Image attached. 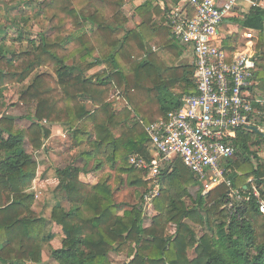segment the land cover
Returning <instances> with one entry per match:
<instances>
[{"label":"trees","instance_id":"1","mask_svg":"<svg viewBox=\"0 0 264 264\" xmlns=\"http://www.w3.org/2000/svg\"><path fill=\"white\" fill-rule=\"evenodd\" d=\"M153 1L135 8L140 17L137 29L124 30L118 36L119 27L128 21L122 11L124 0H41L39 6L50 15L53 32L40 36L32 50L12 54L9 59L0 56V89L12 82L22 84L35 72L19 100L36 102L28 130L13 124L0 127V264H44L40 254L44 218L32 210L35 197L29 190L35 177V161L24 148L31 128L37 127L44 137L39 121L62 122L72 130L74 146L85 144L94 134L98 152L113 167L117 165L123 172L139 171L128 157L138 154L151 161L145 127L159 115L150 118V114L158 107L160 115L165 116L180 105L184 94L195 92L193 65L168 68L157 61L154 51H144L146 42L150 47L172 50L175 56L182 53L171 38L168 15L164 18L166 26L164 21L158 23L152 18L162 13ZM60 14L64 15L59 17ZM239 22L261 34L264 9L251 7ZM86 25L91 28L86 30ZM257 48L264 58L262 38ZM70 59L74 60L68 64ZM96 66L103 68L90 74ZM41 67L51 71H37ZM172 86L180 90L174 98L169 93ZM111 89H116L136 116L127 130L117 131L120 122L113 125L116 113L108 100ZM79 97L94 107L88 109ZM248 134L238 132L233 139L240 154L238 159L225 163L229 170L233 167L227 175L232 185L241 190L249 189L252 180L264 198V165L254 164L251 155H246ZM39 147L40 143L33 144V149ZM81 157L86 161L82 167L73 164L56 170V191L67 202L66 208L60 203L53 206L47 217L61 226L65 235L59 248L48 249L49 257L57 264H111L108 252L118 251L128 242H134L137 248L129 250L127 264H264V213L259 212L253 200L241 210V219L228 217L222 208L227 188L220 185L202 193L201 182L176 159L161 168L164 189L152 202L156 211L152 223L160 218L173 223L174 235L153 236L142 243L141 236L151 235L143 226L142 205H133L118 214L108 180L94 184L79 180V172L88 170L87 162L95 160L90 149ZM99 165L98 161L91 169ZM139 179L140 176L131 182ZM190 186H197L193 208L185 207L182 200L189 195ZM197 209L204 211L211 229L212 223L216 227L214 234L197 238L183 221ZM198 217L202 218L200 214ZM187 244L195 245V256L190 260L186 258Z\"/></svg>","mask_w":264,"mask_h":264},{"label":"built area","instance_id":"2","mask_svg":"<svg viewBox=\"0 0 264 264\" xmlns=\"http://www.w3.org/2000/svg\"><path fill=\"white\" fill-rule=\"evenodd\" d=\"M237 1L185 0L184 7L168 13L173 39L191 48L195 92L184 94L177 108L146 125L150 162L138 154L128 157L146 183L144 207H150L160 194L163 165L179 159L205 189L221 184L227 188L222 208L228 217L241 219V210L251 200L264 213L258 187L252 180L249 189L234 187L225 167L236 151L233 139L237 131L249 127L254 103L261 101L252 88L255 52L249 46L228 59L219 37L220 24ZM245 38L251 39L252 32Z\"/></svg>","mask_w":264,"mask_h":264},{"label":"rangeland","instance_id":"3","mask_svg":"<svg viewBox=\"0 0 264 264\" xmlns=\"http://www.w3.org/2000/svg\"><path fill=\"white\" fill-rule=\"evenodd\" d=\"M41 1V0H39ZM38 0H0V56L4 55L6 59H9L12 54H17L21 51L27 50L28 48L30 50L33 49V46H37L40 41V36L46 35L48 36L53 32L51 21H50V15L46 12L44 13L39 6ZM64 14H60L59 17L63 16ZM131 22L133 23V26L136 27L135 21L132 19ZM127 24H124V28H126ZM133 27V28H134ZM91 28L90 25H86V30ZM120 30L119 33H117L118 36H121L124 32V29ZM77 32V31H76ZM78 34V33H77ZM177 46L182 48L181 44H178L176 41H174ZM144 45H149L148 43H145ZM150 47V46H149ZM151 48V47H150ZM158 49V48H157ZM145 51V48H144ZM156 54V53H155ZM142 53L139 55L141 56ZM190 59V55H185L183 58H181L182 62H187ZM74 59H70L67 61L68 64H71ZM77 60V59H76ZM3 61L0 62V66ZM103 67L96 66L95 68L91 69L90 74H95L96 72H100ZM51 71L50 68L47 67H41L37 71ZM34 73L31 75L33 76ZM89 74V73H88ZM31 76V77H32ZM31 77L27 79L24 83H16L12 82L5 87H2L0 89V127H8L10 125H14L18 129H27L31 125V120L33 119V112L35 110V104L36 102L32 101L30 103H25L23 101L19 100V94L22 90H25L26 87L29 85L28 83L31 81ZM116 89L110 90L108 93V100L111 101L113 104V108H115L116 116L114 118V124H117V122H120L117 126V131L119 132L122 128L124 130H127V128L131 127L136 120V116L133 115V112L130 111L127 107L126 101L119 96V100L112 99L118 96V93L115 92ZM259 98L264 99V89L258 92ZM79 101L84 103L88 109L94 107L91 103L90 105H87V102H83L81 98L79 97ZM109 101V102H110ZM61 108V106H58ZM141 118V117H140ZM12 119V120H9ZM103 119V118H102ZM101 119V122L103 120ZM264 119V118H263ZM44 120V119H43ZM39 121V126L41 127V131H44L46 136L42 137L40 135V130L37 127L31 128V130L28 132V136H26L24 141V148L28 153L31 154L32 158H34V154L36 156L42 155L43 150L38 153H34L36 149H33V144H39L40 147L38 149L42 148L43 142L45 139L50 138H63V141H60L58 139L56 142H54V147L51 148L52 154L54 158L62 159L61 161L55 162L54 166H50L52 168H56L55 166L59 164L58 166H66L69 164H78L80 167L84 165V162H86L82 157L81 153L85 152L87 150H93L95 160H91L89 163L87 162L86 166L91 169V167H95L96 163L99 161L100 165L98 166V171L102 170L99 176V180H103L104 178L108 177L106 180H108V183L111 186V189L113 191V199L119 207L117 208V212L120 213L122 208L130 209L131 206L136 204L142 205V212H143V221H146V218H153L154 215H156L155 209H153L152 212L151 209H147L144 207L142 202V194L146 187V183L143 180L142 173L140 171L131 170L129 172H123L117 165L116 167L112 166V162L110 163L107 161V158L104 154H100L96 148V143L93 139H95V135L91 134L89 136V141L87 140L85 144L74 146L73 145V132L71 129L67 128V126L62 122H47V123H57V125H60L62 129L65 130V135L60 137L58 135H55V131L52 132V129L45 127L44 121ZM259 120V119H258ZM258 120L256 118H252V121L258 126L260 125ZM80 125V123H78ZM264 125V124H263ZM256 126V127H257ZM39 131V132H38ZM90 132V131H89ZM248 134V149L249 154H256L257 151L264 150V143L262 142L261 135L257 133V131L254 132H247ZM51 134H54L51 135ZM6 136V135H4ZM40 138V140H39ZM47 146H49L47 144ZM239 148L236 150L237 154H234L233 157L230 159L231 161L238 159V154H240V151H238ZM2 151L0 152V156L2 155ZM240 157V156H239ZM40 158H43L40 156ZM41 162L46 164V161L44 159L41 160ZM170 163H165L163 167L168 166ZM47 167V165H46ZM45 167V168H46ZM36 160H35V174H36ZM44 168V169H45ZM49 168V167H48ZM96 168V167H95ZM45 172V171H44ZM230 172H233V167H230ZM122 174H124L122 177ZM140 176L141 180L139 181H133L136 177ZM264 180V179H263ZM222 185V184H221ZM220 186V185H219ZM164 182L161 184L160 192L164 189ZM50 188V187H49ZM216 188V187H215ZM214 189V188H213ZM210 189V190H213ZM261 189L264 190V184L261 185ZM210 190H207L202 185V192L206 193ZM38 194V198L36 205H37V215L47 219V205H45L47 200V195L58 193L56 190L49 189L48 192L45 190L36 191ZM47 194V195H46ZM59 194V193H58ZM188 196H185L182 200L185 204V207L187 208H193V201L194 198H196L197 194V186H190L188 188ZM60 195V194H59ZM161 195V194H159ZM61 196V195H60ZM64 204L67 206V202L64 200ZM44 205V206H43ZM198 211L200 213H198ZM39 212V213H38ZM202 216V218L198 217V214ZM225 213V212H224ZM183 221L188 224L195 232L196 237L211 235L214 234V230L216 227L212 223L211 229L208 224L206 223V218L204 211L201 210H195V213H192L189 217H186L183 219ZM147 227V229L151 232V235L148 237L141 236L142 243L146 240H151V238L154 236L156 238H163L165 236H173L175 232V225L173 223L166 222L165 219L160 218L156 220L155 222L151 223H144ZM144 240V241H143ZM149 240V241H150ZM187 240V239H186ZM188 242V241H187ZM130 244V245H129ZM195 245H186V258L188 260L192 259L195 256ZM137 245L134 242H128L126 246H123L118 251H115L111 249L108 254V260L111 264H127V262L130 260V256H128V252L130 249L136 250ZM49 254V252H48ZM132 256V255H131ZM52 260L50 259L51 262Z\"/></svg>","mask_w":264,"mask_h":264},{"label":"crops","instance_id":"4","mask_svg":"<svg viewBox=\"0 0 264 264\" xmlns=\"http://www.w3.org/2000/svg\"><path fill=\"white\" fill-rule=\"evenodd\" d=\"M145 1H147V0H124V3L122 5V11L125 14V16H127V18H128V21L126 23L127 24L126 28L123 27L125 30H130V29L136 30L137 29V25L140 23V17L135 13V8L139 5H141L142 3H144ZM184 2H185V0H180L177 3H174L172 0H154L153 1L154 6H157L162 11V13L159 15L153 14L152 18L158 23L164 21V23H162V24H164L166 26L167 21L164 20L165 16H167L169 11L172 9L179 8L180 6L184 7V5H183ZM254 3L257 4L258 7L264 9V0H238L233 11L228 16H226L223 19L222 23L220 24L219 37H220L221 44L223 46V49H224L228 59H230L235 53L242 51L249 46L255 52V54L257 56V65H256V69L254 72L252 88H253V90H255L254 96L258 100H261V101L254 103V112L251 114V116L249 118L250 119L249 127L245 128L243 130H238L237 133L239 132L241 134L242 133L244 134V133L250 132V131H257V133L259 135H261L262 142L264 143V125H263L264 124V119H263L264 118V99L259 98V95H258V92L261 91L262 89H264V58H263L262 54H260L258 52V48H257V43L259 42L260 38H262V42H264V30L260 34L258 31L254 30V29L241 26V24L239 22L249 12L250 8L255 6V5H253ZM260 4H261V6H260ZM132 19L135 21L136 27L133 26V23L131 22ZM123 28L119 27L118 30L119 31L123 30ZM248 31L252 32V38L251 39L245 38V34ZM260 35H262V36L260 37ZM171 38L173 41H175L173 39L172 35H171ZM229 40H230V42H229ZM145 43L146 42H144V44ZM225 44H226V46H225ZM149 49L156 53V55L158 57L157 61H159V63L161 62L162 64L166 65L168 68L192 65V52H191V48L188 46L182 45V48H181L182 53L180 56H175L174 52L172 50L170 51V50H167V49L162 48V47H160L158 49L155 47L150 48L149 45L148 46L145 45V51H147ZM185 55H190V59L187 62H182L181 58H183ZM179 92H180L179 88L174 87V86H172L169 90V93H171L173 98H174V96L176 97ZM112 99H114V100L117 99V101H118L119 96H116L115 98L112 97ZM81 100L83 102L86 101L87 105L88 104L90 105V101H88L86 99L85 100L81 99ZM169 101L166 102V105H169V103H170ZM160 113H161L160 108L156 107V109L153 110V112L150 114V118H154V117L159 115L156 118V119H158V118L163 116V115H160ZM133 115L135 116L134 112H133ZM0 117H1V115H0ZM252 118H256V120L259 119L258 120L259 122H257V123H259L260 125L257 126L252 121ZM152 121H154V120H152ZM152 121H150V122H152ZM45 125H46L45 127L52 129V132L55 131V133H54L55 135H58L60 137L65 135V130L62 129L60 125H57V123H47L46 122ZM54 134H51V135L54 136ZM58 139H60V138H52V136H51L50 138H47L44 140L41 149L34 150L35 151L34 153H38V152H41L43 150L42 155L39 154L43 158H40V156H36V154L33 155L35 158L33 160L34 161L36 160L37 168H36L35 177L32 181V185L29 188V190H30V192L34 193V197H35V202L32 205V210L34 212L38 211L36 202H37V199H39V198H38V194L36 191L37 190L38 191L45 190L48 192L49 189H51V191L56 190V186L58 184V179L56 177V170L65 167V166L64 167L58 166L59 164H57L55 166L56 167L55 169L50 167L51 165L54 166L55 162H58V161L62 162V159L56 160L57 158H54V156L52 154V151L54 149L53 150L51 149L54 147V142H56ZM60 141H63V138L60 139ZM47 144L49 146H47ZM251 157H252L254 164H256V162H258L259 164L264 165V150L257 151V153L254 155L251 154ZM42 159H44L46 161V164L43 165V163L41 162ZM46 165H47V167H46ZM69 165H73V164H69ZM74 165H76V164H74ZM76 166L80 167L78 164ZM101 171L102 170L98 171V169H94V170L88 169L86 171L81 170L78 174V178L82 182L94 184V183L99 181V176L101 175V173H100ZM123 175L124 174H122V177H124ZM107 178L108 177H106L104 179H107ZM263 179H264V177H263ZM161 184H162V179H161ZM201 184L203 185V183H201ZM35 194H37V195H35ZM58 203H60L65 208L67 207L66 204H64V200L61 199V197L58 193H54V194L48 193L47 200L45 203V205H47L46 217L49 216L51 208L53 206L57 205ZM118 207H119V205H118ZM151 207H153V204L150 207H146V208L151 209ZM125 209L126 208L124 207L121 209L120 213H118V212L117 213L122 214ZM153 209H154V207H153ZM153 209H151L150 212H152ZM145 222L151 223L152 217H151V219L146 218V221L145 220L143 221V226L147 227L144 224ZM64 236L65 235L61 229V226L57 225L54 221H52L49 218L45 219L44 224H43V233L41 236L42 247H41V251H40L41 260L44 264H57L55 260H53L52 258L49 257L48 249L49 248H59L61 246V240H62V238H64ZM50 259L52 261L48 262V261H50ZM26 264H30V263L27 262Z\"/></svg>","mask_w":264,"mask_h":264},{"label":"bare ground","instance_id":"5","mask_svg":"<svg viewBox=\"0 0 264 264\" xmlns=\"http://www.w3.org/2000/svg\"><path fill=\"white\" fill-rule=\"evenodd\" d=\"M184 16H185V12L182 13L180 17H181V18H184Z\"/></svg>","mask_w":264,"mask_h":264}]
</instances>
